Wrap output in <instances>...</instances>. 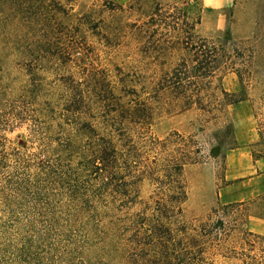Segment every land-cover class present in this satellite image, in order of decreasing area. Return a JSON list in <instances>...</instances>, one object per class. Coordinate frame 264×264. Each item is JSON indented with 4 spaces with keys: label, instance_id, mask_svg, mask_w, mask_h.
<instances>
[{
    "label": "rangeland",
    "instance_id": "obj_1",
    "mask_svg": "<svg viewBox=\"0 0 264 264\" xmlns=\"http://www.w3.org/2000/svg\"><path fill=\"white\" fill-rule=\"evenodd\" d=\"M59 1L64 13L37 34L45 55L0 42V264L128 263L124 246L139 239L132 219L151 213L158 185L140 176L123 194L100 189L81 155L118 125L136 151L132 177L177 148L199 150L200 162L183 171L181 223L221 220L231 237L245 229L264 237V0ZM87 14V27L73 28ZM214 53L220 66L212 72ZM172 74H184L187 91L195 75L204 77L209 112L160 92ZM218 82L242 99L219 106L230 98L213 91ZM227 161L240 168L231 179ZM60 166L67 174L52 183L45 174ZM70 190L84 207L69 205ZM47 202L49 213L41 209ZM211 263L239 264L219 255Z\"/></svg>",
    "mask_w": 264,
    "mask_h": 264
},
{
    "label": "trees",
    "instance_id": "obj_2",
    "mask_svg": "<svg viewBox=\"0 0 264 264\" xmlns=\"http://www.w3.org/2000/svg\"><path fill=\"white\" fill-rule=\"evenodd\" d=\"M64 11L63 3L59 0H0V42L14 43V45L23 47L21 52L30 58L37 56L38 52H43L45 55V49L42 51L40 48H36L38 46L37 34L41 36L43 33L42 37L47 35L50 21L56 20V14H63ZM83 19L84 22L78 21L73 28L80 29L84 24L87 27L91 22V15L87 14ZM75 45L80 48L83 43ZM73 49V44L66 48L70 52ZM219 56L218 53L211 56L212 72L218 68V64L220 66ZM32 61L30 63H33ZM233 64L228 63L227 66L231 69L235 68L237 77L241 78V69L234 67ZM202 65V61L199 62V70L203 69ZM30 67L32 66L29 65L28 70H31ZM193 80L194 89L187 91L183 88L186 84L184 74L164 75L159 82V86L162 87L160 92L177 96L186 105L194 103L198 105L199 109L209 112L207 109L209 104L206 105L203 99L204 77L198 74ZM213 89L214 92H219V94L230 98L218 103L219 106H229L242 99L234 95H227L219 82ZM217 107L215 105V108ZM124 120L123 118L122 121ZM122 121L119 120L123 123ZM117 127V130H112L113 127H109L110 131L93 139L88 150L81 151L84 170L91 169L94 174H97L100 189L121 194L132 187L133 179L144 176L158 185L159 192L157 194L161 196L155 201L148 216L141 217L139 215L132 219L137 227L139 239L130 241V244L124 246L128 248L129 253L131 252L130 255L124 252L127 264H212L211 258L215 255L227 260H236L239 264H264L263 236L245 229L240 235L231 237V233L226 232L225 225L221 220L212 223L208 220L203 222L198 220L195 224H186L177 219L181 212V205L186 201L187 196L183 171L187 165L200 162L197 158L198 149L177 148L169 154L166 153L161 160L158 159V161L144 165L139 175L132 177L134 173H129L131 172L130 163L132 161L135 163L136 151L131 150L132 145L128 136L125 133L120 134L126 127L124 125ZM91 128L90 125L85 124V130L89 131ZM210 152L211 156H217L219 154L218 147H214ZM66 174L67 172H64L63 167L60 166L57 173L47 172L45 175L54 183L56 182L55 178L60 179ZM40 181L47 185L45 179ZM60 188L63 187L59 186L58 189ZM72 191H68V196L72 199L68 198L69 205L71 204L75 208L84 207L85 203L81 199H77L80 197ZM74 200H79V202L76 203ZM51 204L47 202L41 209L49 213L53 211L54 205ZM72 206L69 207L72 209ZM124 207L125 205L121 206V208ZM90 208L87 206L88 217L91 214L95 215V211ZM67 213L69 214V208ZM50 215V222L55 223L54 213L52 212ZM26 246H28L27 240L23 248ZM110 248L109 243L102 246L104 256L108 260L113 259V252Z\"/></svg>",
    "mask_w": 264,
    "mask_h": 264
},
{
    "label": "crops",
    "instance_id": "obj_3",
    "mask_svg": "<svg viewBox=\"0 0 264 264\" xmlns=\"http://www.w3.org/2000/svg\"><path fill=\"white\" fill-rule=\"evenodd\" d=\"M202 2H203V4H204V0H201ZM212 2H213V5H211L212 7L214 6V7H218L220 4H219V2L217 3V1H214V0H212ZM237 150H238V148H237ZM233 160V159H232ZM232 163V161H229V163H228V161H227V166H226V169H225V178H229V179H231L232 177H233V172L235 171V170H240V168H238L237 167V169H233V165L231 164ZM239 166H241V164L239 165ZM232 176V177H231ZM234 176H236V175H234Z\"/></svg>",
    "mask_w": 264,
    "mask_h": 264
}]
</instances>
